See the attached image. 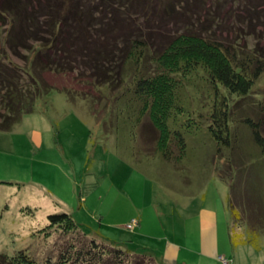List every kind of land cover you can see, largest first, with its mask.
I'll return each instance as SVG.
<instances>
[{"label": "trees", "instance_id": "obj_1", "mask_svg": "<svg viewBox=\"0 0 264 264\" xmlns=\"http://www.w3.org/2000/svg\"><path fill=\"white\" fill-rule=\"evenodd\" d=\"M263 1L0 0V131H11L24 115L46 109L54 86L45 73L75 72L87 76L95 89L91 100L105 113L109 110L110 119L124 104L138 125H145L147 144L164 161L185 156L184 133L197 124L205 126L214 152L232 153L240 147L235 131L240 125L251 136L259 170L264 163V90L249 112L237 115L233 109L264 76ZM233 121L238 123L232 126ZM220 173L231 190L227 172ZM227 198L233 219L230 245L251 242L245 231L255 234L260 226L232 203L230 193ZM24 211L33 215L30 208ZM46 219L45 233L54 227L63 238L56 254L39 262L25 251L0 253V264H156L150 250L136 252L85 237L66 212Z\"/></svg>", "mask_w": 264, "mask_h": 264}, {"label": "rangeland", "instance_id": "obj_2", "mask_svg": "<svg viewBox=\"0 0 264 264\" xmlns=\"http://www.w3.org/2000/svg\"><path fill=\"white\" fill-rule=\"evenodd\" d=\"M259 10L264 14V1ZM44 78L54 86L46 109L24 115L11 131H0V253L25 251L39 262L56 254L63 238L54 227L45 233L46 217L66 212L85 237L136 252L150 250L156 264V252L167 245L178 257L164 264H264V163L257 170L245 127H235L240 147L224 150L222 158L205 126L197 124L184 133L185 156L166 162L153 153L145 125L139 126L124 104L110 119L109 110L91 100L95 89L86 75L47 72ZM254 90L233 112H249L264 90V76ZM192 103L199 105L195 99ZM220 172H227L231 190L217 176ZM229 193L232 203L248 212L241 217L263 230L253 234L237 226L251 242L236 247L228 239ZM202 210L213 211V225L209 213L202 221L197 217ZM205 225L208 246L213 231L216 237L211 258L197 251Z\"/></svg>", "mask_w": 264, "mask_h": 264}, {"label": "crops", "instance_id": "obj_3", "mask_svg": "<svg viewBox=\"0 0 264 264\" xmlns=\"http://www.w3.org/2000/svg\"><path fill=\"white\" fill-rule=\"evenodd\" d=\"M209 213V215L211 216L212 221L210 222V218L208 217V221L210 224H214L215 223V215L213 213V211H208V210H202L200 211V213L198 214V218L200 219V221L203 220V216ZM206 228L205 226H202V228L200 229V233H199V238H201V242L198 244V253H202V255H206L208 256V258L213 257V255L215 254V252L217 251L216 248L212 245V243L216 240L215 237V233L213 231L212 233V237L210 239V246H208V242H206L205 240V236L207 235L206 232H204ZM157 255H160L159 257V264H164V261H168L171 262L175 259H177L178 255H177V251H172L170 245H167L165 248L158 250ZM200 255V256H202ZM212 260V259H211ZM212 261H215L214 259Z\"/></svg>", "mask_w": 264, "mask_h": 264}]
</instances>
